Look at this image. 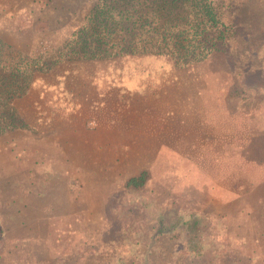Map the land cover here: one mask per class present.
Instances as JSON below:
<instances>
[{"label": "rangeland", "instance_id": "1", "mask_svg": "<svg viewBox=\"0 0 264 264\" xmlns=\"http://www.w3.org/2000/svg\"><path fill=\"white\" fill-rule=\"evenodd\" d=\"M95 2L0 0V38L29 57L55 55ZM250 3L264 18V0ZM223 20L231 24L229 12ZM230 43L227 53L234 66L212 72L208 64L178 68L160 58L145 59V69L153 71L146 75L151 87L142 85L144 77L134 72L138 78L125 79L120 92L117 82L106 85L107 77L116 74L106 63L78 60L61 71L53 66L57 75L49 80L58 85L42 97V113L37 116L41 119L37 124L29 120L35 129L28 134L43 142L47 159L38 164L35 178L46 190L35 194L37 187L28 186L26 179H12L15 204L23 214L8 218L6 235L16 238L12 245L21 244L23 235L35 237L32 248L27 250L26 244L27 253L21 248L19 255L32 264H143L144 255L163 264L170 260L166 253L176 244L181 226L145 245L159 213L167 225L182 212L194 213L214 234L211 224L218 214L232 212L238 219L248 203L264 202V165H259L264 160V87L248 84L253 83L251 75L264 74L261 68L258 72V63L264 64V46L256 48L254 60L241 41L234 38ZM211 60L213 67L220 64ZM249 61L253 71L245 73ZM34 100L37 97L15 104L31 107L37 105ZM249 120L258 130L253 143L243 148L234 137L239 135V141L246 137L238 124ZM32 145L38 148V143ZM257 153L259 162L248 163L255 169L247 172L246 160ZM7 159L0 163V178L10 169L5 166ZM52 163L59 165L57 171ZM142 170L148 171L144 185L133 192L125 189L128 179ZM4 182L0 179V205L8 202L11 193L3 189ZM12 212L11 207L8 213ZM116 213L123 219L121 230L115 229ZM23 218L26 226L19 221ZM255 221L251 229L259 224ZM136 240L141 243L135 244ZM3 247L7 246L0 245V253ZM176 247L180 260L182 246ZM56 252L70 253L60 259ZM206 258H184L181 264H211ZM225 264L236 263L229 257ZM242 264H260V259Z\"/></svg>", "mask_w": 264, "mask_h": 264}, {"label": "trees", "instance_id": "2", "mask_svg": "<svg viewBox=\"0 0 264 264\" xmlns=\"http://www.w3.org/2000/svg\"><path fill=\"white\" fill-rule=\"evenodd\" d=\"M253 6L250 0H221L220 2L219 0H96L85 19L72 29L55 55L29 57L15 51L10 44L0 38V163L8 158L5 160V166L10 167L7 171L4 170L5 176L0 179L5 180L6 187L4 188L3 185V189L11 191L8 202L0 205L2 209L0 210V245L7 246L3 247L4 251L0 253V264H32L31 260L24 259L19 252L22 248L25 255L27 253L25 245L27 244V250L32 248L35 237L23 235L21 244L13 243L12 245L11 241L16 238H10L6 232L8 218H17L23 214L22 207L15 204L17 199L11 187L12 179L16 177L26 179V183L29 182L28 186L37 187L33 191L35 194H44L46 190V185L41 188L38 179L35 178L38 164H42L47 159L44 147L41 145L43 142L28 134H30L29 130L35 129L30 126L29 120L33 118L37 124L41 119L37 116L42 113L40 109L42 97L48 88L58 85L49 80V76L57 75L52 72L53 66L61 71L66 69L63 68L64 66L68 67L70 63L78 60L96 64L106 63L116 71L115 75L107 77L106 85L110 83L115 85L117 82L119 87L116 89L119 92V89L123 88L121 84L125 79L130 82L138 78L132 74L134 72L141 73L140 79L144 77L142 85L146 88L151 87L149 86L152 83L151 77L146 80V75H153V71L145 69V59L160 58L178 68L188 66L187 68L198 69L199 66L206 67L208 64L207 68H212V72H219L233 65V57L227 52L234 38L237 42L241 41L242 46L247 47L249 56H252L251 59H258L256 48L260 45L264 46V18L257 16L259 11L253 9ZM226 12H229L232 19L229 26L223 20ZM225 56L230 58V63L226 61ZM211 59H217L222 67L219 63L213 67L209 64L212 62ZM117 63L122 66H116ZM141 63L142 67H140ZM258 65V72L260 68L264 72V64L259 62ZM245 67V73L253 71L250 61ZM203 70L205 69L199 71ZM128 75L130 77H126ZM251 78L253 83H248L250 86L258 84L264 87V74L260 77L257 74L251 75ZM35 97H37V100H34L37 101V105L31 104V107L29 105L22 108L15 104L17 101H26V99L28 101ZM67 102L69 103L68 100ZM69 104L67 111H70ZM261 109V116H263L264 107ZM29 113L33 114L28 115ZM231 117L235 116L231 115ZM238 129L245 130L248 134L244 139L241 137L243 140L240 141L239 135L233 136L237 144L240 143L244 148L250 141L253 143V135L258 130L256 125L250 123V120L240 121ZM34 143H38V148L33 147ZM258 153L249 155L245 165H250L248 163L251 162L257 164ZM255 164H252L254 167L250 165V169H246L247 172L255 169ZM52 165L57 171L59 165L56 166L53 163ZM147 174L148 171L142 170L138 175L131 176L124 188L133 192L134 188L142 187L146 182ZM256 201L248 203L247 208L243 202L242 206L245 208L240 209V214L243 213V216L240 215L238 219L232 212L218 214L216 220L212 224L209 223L212 229H215L214 234L209 232L210 226L205 228L206 222L194 213L188 216L182 212V216L170 222L171 225H167L164 214L159 213L157 226L153 227L154 232H151V235L144 240L145 245H150L157 236L169 235L175 231L177 225H180L176 244L166 253V257L170 260L165 259L163 264L170 262L181 264L184 258L205 259L206 257L211 264H225L229 257L236 264L254 262L258 258L260 264H264V226H262L264 202ZM11 207L13 212L8 213ZM7 209L8 212H5ZM131 211L132 208L127 209V212ZM116 214L115 219L119 222L115 220L114 222L119 226L115 229L121 230L123 219L119 213ZM184 216L189 218L182 220ZM255 219L259 224L251 229L250 226ZM19 221L22 225H27L24 218ZM108 221L112 224L110 218ZM8 242L9 246L6 245ZM140 243L139 240L135 241V244ZM176 246H182L180 247L181 261L178 260L179 250ZM69 253L56 252L60 259ZM117 260L121 258L118 257ZM143 264L155 263L144 255Z\"/></svg>", "mask_w": 264, "mask_h": 264}, {"label": "crops", "instance_id": "3", "mask_svg": "<svg viewBox=\"0 0 264 264\" xmlns=\"http://www.w3.org/2000/svg\"><path fill=\"white\" fill-rule=\"evenodd\" d=\"M260 130H261V128H260ZM259 130V131H260ZM263 134V133H262ZM261 135V134H260ZM261 154H264V149H263V151H262V153ZM262 163V165H264V163H263V161L261 162Z\"/></svg>", "mask_w": 264, "mask_h": 264}]
</instances>
